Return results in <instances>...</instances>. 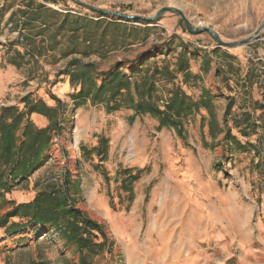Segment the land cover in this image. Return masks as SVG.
Masks as SVG:
<instances>
[{"label":"rangeland","instance_id":"1","mask_svg":"<svg viewBox=\"0 0 264 264\" xmlns=\"http://www.w3.org/2000/svg\"><path fill=\"white\" fill-rule=\"evenodd\" d=\"M78 1L142 19L174 8L190 26L170 12L144 25L101 16L72 0H0V111L25 112L27 97L57 110L43 164L24 177L5 172L0 218L23 204L16 200L54 188L103 229L107 244L88 264H264V27L243 42L264 21V0ZM204 28L229 45L197 32ZM123 29L132 32L129 45L114 39ZM182 55L190 77L176 72L172 81L158 79V106L164 109L175 89L194 102L208 93L217 126L244 149L225 143L223 134L212 138L202 108L182 120L178 136L127 103L109 112L105 101L72 99L81 88L72 81L78 68L93 65L97 86L117 71L133 91L146 71L175 72ZM242 114L250 116L246 137L244 126L234 127ZM27 120L40 129L50 125L37 113ZM16 136L22 141L21 130ZM124 170L138 179L129 183ZM24 222L11 218L0 226V264H80L60 229H10ZM95 235V243L102 242Z\"/></svg>","mask_w":264,"mask_h":264},{"label":"trees","instance_id":"2","mask_svg":"<svg viewBox=\"0 0 264 264\" xmlns=\"http://www.w3.org/2000/svg\"><path fill=\"white\" fill-rule=\"evenodd\" d=\"M97 14L105 16L101 13ZM113 20L144 25L152 24L139 18L132 21L121 18H114ZM74 21L78 23L81 20L74 19ZM85 23L87 24V22ZM88 24L95 27L101 25L100 22H88ZM112 28L116 31L121 30L120 26L116 25L112 26ZM76 31L77 28L70 30L72 35ZM125 33L126 31L123 29L122 34L114 37L115 41L129 45L126 42L131 39L132 32ZM100 38L103 39L104 34H101ZM93 68V65H86L82 69L78 68L73 74L72 81L81 85L78 93L72 95V99L76 103L80 102V104H83L86 99H90V102L94 105L105 101L106 109L109 112L118 111L123 107L124 103H127V108L134 111L135 114L149 115L155 118L158 121V129L173 128L178 136H182L184 132L182 120L187 115L192 112H198L202 108L210 115L209 134L212 138L223 134L225 143L232 142L239 149L246 147V145L236 142L235 138L230 135L229 130L223 131L217 126L211 112V97L208 93L202 94L194 102L183 92L175 89L170 93L164 109L158 106V100L153 98L158 79L172 81L176 72L184 73L186 78L190 77L187 72L188 64L183 60V55L180 56V62L177 64L175 72L169 71L167 67L159 70L155 68L152 75H148V71H146L140 83H134L133 91H131L128 80L117 71L105 79L100 86H97L90 75ZM106 93H108V96L104 97ZM22 103L25 104V112L19 111L17 108H6L0 111V198L2 193L8 189V183L4 180L5 172L9 171L12 173L13 178H17L28 176L39 168L43 164L49 150L51 133L54 129H57V123L55 122L56 108H49L42 102L34 104L29 101L28 97L24 98ZM32 113L46 117L50 121V125L40 129L28 120L24 122L25 117ZM249 122L250 116L242 114L240 118L234 120V127L241 128L244 126L240 133L246 137V131L248 129L252 130ZM18 130L22 131L23 137L19 143L16 136ZM100 141L106 144L104 138H101ZM97 154L100 155V152H97ZM121 173L122 175H127L129 183L138 179V174L131 176L128 170H124ZM68 200L67 195L61 194L54 188H48L37 193L31 202L15 205L11 211L0 218V226L6 225L11 218H18L25 222L12 223L10 229L13 231L23 229L26 226H50L60 229L64 241L67 244L76 246L80 264H88L86 259L102 251L107 244V238L100 225L84 216L73 206H68ZM95 233L102 238V242L95 243L94 240L97 238Z\"/></svg>","mask_w":264,"mask_h":264},{"label":"water","instance_id":"3","mask_svg":"<svg viewBox=\"0 0 264 264\" xmlns=\"http://www.w3.org/2000/svg\"><path fill=\"white\" fill-rule=\"evenodd\" d=\"M72 1L75 2L76 4L80 5V6H83V7H85V8H88V9H90V10H92V11H95V12H98V13H102V14L111 15V16H115V17H117V18H121V19H125V20H133V19L137 18V17L127 16V15H121V14H116V13H109V12L101 11V10H98V9H94V8H91V7L86 6L85 4L79 2L78 0H72ZM168 12H170V13H174V14H177L178 16H180V17L184 20V22H185L188 26H190L189 23H188V21L185 19L183 13H182L181 11L177 10V9H174V8H162V9H160V10L157 12V14L155 15V17H153V18H147V19L139 18V19H141V20H143V21H147V22H148V21H158V20L160 19V17H161L164 13H168ZM263 27H264V21L261 23V25H260L259 28L256 30V32H255V33H254L249 39H247V40H245V41H243V42H244V43H245V42H249L250 40L256 38V37L259 35V33H260V31H261V29H262ZM194 31L196 32V30H194ZM197 32H207V33H209L210 36L214 39V41H215L219 46H228V45H229V44H226V43L222 42V41L220 40L219 36H218L215 32H213V31H211V30H209V29L204 28V29L199 30V31H197Z\"/></svg>","mask_w":264,"mask_h":264},{"label":"crops","instance_id":"4","mask_svg":"<svg viewBox=\"0 0 264 264\" xmlns=\"http://www.w3.org/2000/svg\"><path fill=\"white\" fill-rule=\"evenodd\" d=\"M33 197H29V198H24V199H20V200H16L17 203H28L30 201H32Z\"/></svg>","mask_w":264,"mask_h":264},{"label":"bare ground","instance_id":"5","mask_svg":"<svg viewBox=\"0 0 264 264\" xmlns=\"http://www.w3.org/2000/svg\"><path fill=\"white\" fill-rule=\"evenodd\" d=\"M78 140L76 139L75 144H77Z\"/></svg>","mask_w":264,"mask_h":264}]
</instances>
